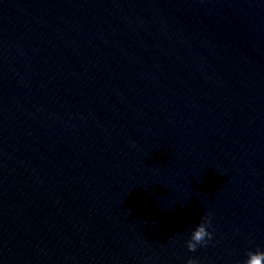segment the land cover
I'll list each match as a JSON object with an SVG mask.
<instances>
[{
    "label": "clouds",
    "instance_id": "clouds-1",
    "mask_svg": "<svg viewBox=\"0 0 264 264\" xmlns=\"http://www.w3.org/2000/svg\"><path fill=\"white\" fill-rule=\"evenodd\" d=\"M211 227V213L201 216L200 222L192 230L190 238L186 241L189 252H196L198 246L208 245L213 235V233L209 231ZM186 264H199V261L194 258H188ZM237 264H241V262L237 261ZM242 264H264V250H249Z\"/></svg>",
    "mask_w": 264,
    "mask_h": 264
}]
</instances>
